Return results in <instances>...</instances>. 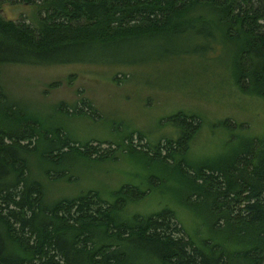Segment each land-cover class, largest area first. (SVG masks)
I'll return each mask as SVG.
<instances>
[{"label":"trees","instance_id":"1","mask_svg":"<svg viewBox=\"0 0 264 264\" xmlns=\"http://www.w3.org/2000/svg\"><path fill=\"white\" fill-rule=\"evenodd\" d=\"M20 2L36 6L38 17L31 26L0 15V67L107 65L96 58L103 47L127 44L135 34L179 35L211 17L221 42L233 47L232 82L242 94L264 98V0ZM196 119L178 112L168 118L182 123L174 140L160 138L151 150L127 146L177 169L190 186L182 204L199 219L190 237L169 209L126 217V203L146 195L135 187L113 192L111 203L92 191L48 201L42 180L68 171H53L57 162L71 153L100 160L110 153L45 127L0 90V264H264V134L227 162L193 165L183 152Z\"/></svg>","mask_w":264,"mask_h":264},{"label":"rangeland","instance_id":"2","mask_svg":"<svg viewBox=\"0 0 264 264\" xmlns=\"http://www.w3.org/2000/svg\"><path fill=\"white\" fill-rule=\"evenodd\" d=\"M0 15L31 26L38 17L36 6L20 0H3ZM208 21L211 17L195 28L182 27V34L156 40L130 35L127 44L119 40L115 48L100 49L97 62L107 65L0 67V90L42 125L63 129L70 140L86 142L98 154L110 153L101 160L71 153L57 162L53 171H68L42 180L48 201L92 191L111 203L113 192L135 187L146 195L126 203V217L169 209L187 236L195 237L199 219L182 204L190 197V186L177 169L127 146L151 150L160 138L162 144L166 138L174 140L182 123L168 118L181 111L197 116L192 123L199 128L183 152L193 165L227 162L264 134V98L242 94L234 85L229 73L233 47L221 42ZM224 121L225 127L218 126Z\"/></svg>","mask_w":264,"mask_h":264}]
</instances>
